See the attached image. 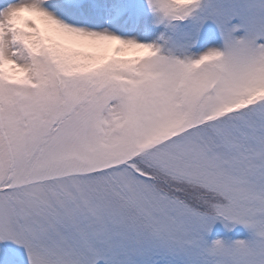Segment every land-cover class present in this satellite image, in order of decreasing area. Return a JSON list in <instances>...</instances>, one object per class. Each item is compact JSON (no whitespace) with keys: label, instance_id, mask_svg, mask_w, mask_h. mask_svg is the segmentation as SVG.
<instances>
[{"label":"snow or ice","instance_id":"snow-or-ice-1","mask_svg":"<svg viewBox=\"0 0 264 264\" xmlns=\"http://www.w3.org/2000/svg\"><path fill=\"white\" fill-rule=\"evenodd\" d=\"M0 264H264V0H0Z\"/></svg>","mask_w":264,"mask_h":264}]
</instances>
